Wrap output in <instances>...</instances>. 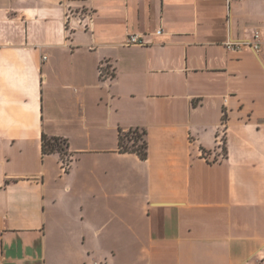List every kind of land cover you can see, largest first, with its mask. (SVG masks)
Here are the masks:
<instances>
[{"label":"crops","instance_id":"obj_1","mask_svg":"<svg viewBox=\"0 0 264 264\" xmlns=\"http://www.w3.org/2000/svg\"><path fill=\"white\" fill-rule=\"evenodd\" d=\"M0 261L264 264V0H0Z\"/></svg>","mask_w":264,"mask_h":264},{"label":"built area","instance_id":"obj_2","mask_svg":"<svg viewBox=\"0 0 264 264\" xmlns=\"http://www.w3.org/2000/svg\"><path fill=\"white\" fill-rule=\"evenodd\" d=\"M236 0H227L230 2ZM73 17L78 18L77 23L73 22ZM68 27L69 29H76L77 27H82L85 30H90L93 25V13L91 11L82 10L80 12L69 11L68 16ZM125 44L132 45H145L146 42L143 40V37L138 34H130L125 41ZM227 48L230 50H243V49H252L254 51H259L261 47V34L257 30L253 33L252 37L245 38L238 41H229L227 42ZM100 75L103 79H111L113 77V67L109 66L108 62H102L100 66ZM225 129L223 128L219 132V143L224 145L225 143ZM62 145L66 147V143L62 142ZM62 157V166L65 170H68L71 166V156L65 153ZM0 264H5L3 261H0Z\"/></svg>","mask_w":264,"mask_h":264},{"label":"trees","instance_id":"obj_3","mask_svg":"<svg viewBox=\"0 0 264 264\" xmlns=\"http://www.w3.org/2000/svg\"><path fill=\"white\" fill-rule=\"evenodd\" d=\"M62 142L68 145L67 140L61 137L48 138L43 137V154L59 152L61 156L67 153L66 147ZM119 149L121 152H135L141 159H146L148 156V143L145 138V132H140L137 129H129L120 131L119 134Z\"/></svg>","mask_w":264,"mask_h":264}]
</instances>
